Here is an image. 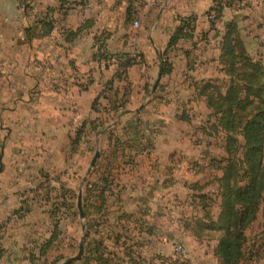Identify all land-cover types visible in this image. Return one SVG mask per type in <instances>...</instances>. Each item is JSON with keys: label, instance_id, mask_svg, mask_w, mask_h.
I'll list each match as a JSON object with an SVG mask.
<instances>
[{"label": "crops", "instance_id": "crops-1", "mask_svg": "<svg viewBox=\"0 0 264 264\" xmlns=\"http://www.w3.org/2000/svg\"><path fill=\"white\" fill-rule=\"evenodd\" d=\"M213 1L0 0V264H52L60 240L41 249L55 231L53 201L73 195L57 184L84 176L92 144L99 156L88 176L95 189L84 250L101 243L117 264H217L216 236L198 238L193 229L204 213L200 194L218 211L213 178L223 155L200 86L223 85L221 40L230 21L247 53L264 57V0H233L216 23L206 17ZM182 23L190 30L170 45ZM134 54L140 58L113 82L112 102L100 99L107 107L100 116L94 98L119 59ZM160 57L171 64L162 75ZM177 162L182 180L174 177ZM32 194L28 213L16 217ZM178 242L188 250L183 261L173 254Z\"/></svg>", "mask_w": 264, "mask_h": 264}, {"label": "trees", "instance_id": "trees-1", "mask_svg": "<svg viewBox=\"0 0 264 264\" xmlns=\"http://www.w3.org/2000/svg\"><path fill=\"white\" fill-rule=\"evenodd\" d=\"M232 2L233 0H226L225 4H221V0H214L206 13L215 8L221 15L222 10L231 6ZM128 13L131 15L132 8ZM186 27H189V24L182 23L176 29L170 38V45L185 33L183 30ZM135 61L137 59L132 55L120 58L116 73L106 81L94 98L92 109L100 116L107 108L102 106L100 99L104 98L109 104L112 102L115 94L114 80L123 78L127 67ZM220 64V71L225 74L223 85L218 86L214 81H205L200 86V93L210 109L209 118L212 123L209 126V133L223 136V155L216 160L219 163L217 168L221 170V175L213 178L215 182L213 193L219 200L218 211L215 215L212 214L210 207L214 201L208 194H200L204 213L202 217L193 220V229L198 238L206 233H209L211 237L216 236L217 243L213 248V253L217 264H247L248 260L252 262V258L259 255L260 251L256 240L251 247L254 253H248V238L245 235V228L256 218L260 203L263 205L261 215L264 220V57L255 59L247 53L234 21L228 22L225 26L221 40ZM170 70L171 64L168 59L160 57L159 74L168 73ZM80 86L86 87V85ZM150 90L147 89V92ZM253 102L257 103L254 113L250 116L243 115ZM124 103L125 99L118 106L122 107ZM83 126L84 123L76 130L72 142L77 141L83 132ZM237 135H241L244 141L241 160L234 156L238 154ZM241 163L244 165L243 168H241ZM94 189L95 185L87 181L86 197L83 200L85 216L91 205L89 198ZM61 206L64 205L58 204L55 210ZM204 207H209V209L205 210ZM55 210L52 212L53 217ZM88 236L89 231L86 228L84 239L86 240ZM55 238L54 231L42 247V254ZM101 247V243H95L93 248L84 250L78 262L72 264H117L102 255ZM170 263L182 264L184 261L174 260Z\"/></svg>", "mask_w": 264, "mask_h": 264}, {"label": "rangeland", "instance_id": "rangeland-1", "mask_svg": "<svg viewBox=\"0 0 264 264\" xmlns=\"http://www.w3.org/2000/svg\"><path fill=\"white\" fill-rule=\"evenodd\" d=\"M21 1V0H19ZM25 2V1H24ZM256 102H253L250 106L247 107L245 114H247V116H250L254 113V108L256 106ZM237 139L239 140L238 144L236 145V147H238L237 153L236 155H234L236 158H239V160H241L242 156H243V152H244V141L243 138L241 137V135H237ZM96 149H98L97 145L92 144L90 146L89 149V156L87 157L85 164H84V170L88 168L89 166V162L94 154V152L96 151ZM97 161V160H96ZM180 163V162H177ZM175 163V164H177ZM174 164V165H175ZM181 164V163H180ZM243 163H241L242 165ZM173 165V167H174ZM240 165V166H241ZM95 166V165H94ZM93 166V167H94ZM244 165L241 166V168H243ZM92 170V169H91ZM181 170V167H180ZM91 173V171H90ZM89 173V174H90ZM86 174V171H85ZM84 174V176H85ZM86 177V180L83 182L82 179L83 177L75 182L72 183L71 185L68 186V182L67 181H62L61 179H59L57 187L58 189H64V190H70L71 192H73V195L70 196H63L61 198H59V200L53 201V204H63L64 206H61V208L56 209L55 210V215L54 217H51V225H53V227L56 229L55 233H56V238L54 239L56 241V239H59L60 241L56 244L55 249L52 251L51 255L49 256V259H52V262H54V264H61L63 262V260H65L66 258L73 256L77 253L78 248H79V242L80 240L83 238V242H85L84 239V231H85V213H84V217L80 218L79 217V212H78V208H77V195L79 193V191H82V206H83V200L84 197H86L85 195V186L87 181H90L88 176ZM182 180V179H181ZM177 181V180H176ZM91 183V182H90ZM55 186V185H54ZM62 194H65L64 192H61ZM35 194H32L30 197L26 196V198H24V203H22V205L16 210L14 211L15 216L16 217H22L24 215H26L30 209L29 205L31 204V202L29 200L34 199ZM40 201V199L42 200H46L47 198L45 196H42V198H40V196L38 197ZM47 201V200H46ZM174 203V200H173ZM67 206L69 208H67ZM56 208V206L54 207ZM263 205L262 203H260L258 205V214L256 216V218L245 228V235L246 238H248V243H247V247H248V253L252 254L253 249L251 248L253 245V242L257 240L256 244H258V248L260 249L259 251V255H256L255 257L252 258V262H250V260H248L247 264H264V220L262 218L261 215V211H262ZM84 224V230L82 231L81 229V224ZM52 233V232H51ZM35 234L36 236H39L40 234H42V230L41 229H36L35 230ZM263 234V236H262ZM59 237V238H58ZM175 244H182V243H174L173 247ZM184 246V244H182ZM185 247V246H184ZM251 248V250L249 249ZM173 250V249H172ZM186 250V254L185 256L181 257V256H177L174 251L173 254L175 256L176 259L178 260H185L187 255H188V250L185 247ZM83 252H84V246H83ZM249 258V256H248ZM253 260H255L253 262ZM74 263V262H72ZM70 263V264H72Z\"/></svg>", "mask_w": 264, "mask_h": 264}, {"label": "built area", "instance_id": "built-area-1", "mask_svg": "<svg viewBox=\"0 0 264 264\" xmlns=\"http://www.w3.org/2000/svg\"><path fill=\"white\" fill-rule=\"evenodd\" d=\"M136 1H138V0H136ZM225 2H226V0H221V4H225ZM131 16L134 18L133 26L136 27V28L139 27V22L136 19V9L135 8H132ZM206 17L208 18V20H210V22L216 23L218 21L219 17H220V14L215 8H212V9L209 10L208 13H206ZM189 30H190V26L184 28L183 31L184 32H188ZM133 56L136 59L140 58L138 54H134ZM180 167H181L180 163L175 164L174 167H173V169L175 171L174 177L177 180H181L182 177H183V173L180 170ZM173 251H174V253L177 256H181V257L185 256V254H186L185 247L182 244H175L174 247H173Z\"/></svg>", "mask_w": 264, "mask_h": 264}, {"label": "water", "instance_id": "water-1", "mask_svg": "<svg viewBox=\"0 0 264 264\" xmlns=\"http://www.w3.org/2000/svg\"><path fill=\"white\" fill-rule=\"evenodd\" d=\"M98 156H99V150L96 149V151L94 152V154H93V156L89 162V166L86 170V174L82 179L83 182L86 180L87 175L90 173L91 169L95 165ZM1 169H2V166L0 163V171H1ZM77 208H78V212H79V217L83 218L84 217V210H83V206H82V191L81 190L79 191V193L77 195ZM81 229H82V231L84 230V224L83 223L81 224ZM83 246H84V242H83V238H82L79 242V248H78L77 253L75 255L70 256V257L66 258L65 260H63V262L61 264H70L72 262L79 260L83 254Z\"/></svg>", "mask_w": 264, "mask_h": 264}]
</instances>
